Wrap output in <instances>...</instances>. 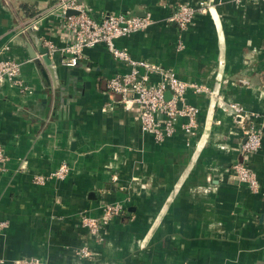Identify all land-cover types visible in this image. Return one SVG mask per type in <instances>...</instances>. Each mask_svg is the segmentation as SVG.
Returning a JSON list of instances; mask_svg holds the SVG:
<instances>
[{
    "label": "crops",
    "instance_id": "obj_1",
    "mask_svg": "<svg viewBox=\"0 0 264 264\" xmlns=\"http://www.w3.org/2000/svg\"><path fill=\"white\" fill-rule=\"evenodd\" d=\"M81 1L95 19L150 15L146 28L115 43L200 85L185 93L198 109L196 124L185 134L179 119L162 141L144 131L137 107H123L107 90V79L128 67L104 44L83 49L74 67L54 52V87L38 44L72 40L50 11L54 0H0V59L20 64L23 83L0 82V264L30 257L43 264H264V119L246 120L264 111V0ZM200 2L210 8L185 29L167 20L180 3ZM230 104L242 108V121ZM248 125L262 133L244 158L257 191L230 170L242 159ZM62 163L65 177L34 181ZM105 202L120 203L122 213L90 234L80 214L99 216ZM83 247L90 256L80 254Z\"/></svg>",
    "mask_w": 264,
    "mask_h": 264
},
{
    "label": "built area",
    "instance_id": "obj_2",
    "mask_svg": "<svg viewBox=\"0 0 264 264\" xmlns=\"http://www.w3.org/2000/svg\"><path fill=\"white\" fill-rule=\"evenodd\" d=\"M227 1L239 3L243 0ZM208 8H210L209 4L204 2H200L196 6L180 3L167 17V20L176 24L179 29H185L196 14L205 13ZM68 10L74 11V13L66 14ZM50 11L61 15L65 31L72 36V40L59 48L50 39H44L42 43L47 48L49 56L60 51L59 62L62 65L74 67L82 57L83 49L104 44L113 58L128 67L126 72L115 73L107 79V90L118 96V101L123 107L128 109L132 106L137 107L141 128L151 133L157 141H162L174 133L177 121L183 119L184 121L181 123L183 132L185 134L193 133L198 109L186 102L185 93L189 88L201 91V86L179 79L171 69L134 59L126 49L118 47L115 43L118 38L146 28L152 22L148 13L143 15L105 13L100 19H95L81 0H54ZM36 23L37 20L31 26L34 30H36ZM27 28L21 29L20 32ZM178 46L180 47L181 44L179 43ZM19 72L20 64L17 61L11 58L0 59V82L7 81L12 85L23 87ZM151 74L158 75L159 78L156 82L150 81ZM230 108L240 121L244 119L245 115H243L240 106L230 104ZM248 116L246 117L248 121L250 117L264 119V111L262 113L251 112ZM261 135V126L256 128L248 125L240 147L242 159L230 166L237 181L244 183L251 191H257L259 183L256 174L249 168L244 158L260 147ZM4 161L5 156L0 144V168L3 167ZM68 171L69 166L62 163L47 176H35L34 181L43 183L47 178H63ZM100 208L99 216L80 214V223L86 227L90 234H98L112 217L119 216L123 210L122 205L118 202H105L100 205ZM80 254L90 256L86 247L80 249ZM14 264H43V262L37 257H30L20 259Z\"/></svg>",
    "mask_w": 264,
    "mask_h": 264
},
{
    "label": "water",
    "instance_id": "obj_3",
    "mask_svg": "<svg viewBox=\"0 0 264 264\" xmlns=\"http://www.w3.org/2000/svg\"><path fill=\"white\" fill-rule=\"evenodd\" d=\"M70 13H74V11H71V10L66 11V14H70ZM38 49L40 53V58L48 69L49 75L53 82V86L57 87L58 81L56 77L55 66L51 62L50 56L48 55V52H47V48L42 45L41 41L38 44ZM35 56H36L35 53H32L31 57L34 58ZM42 74L44 75L45 79L48 81V75L43 68H42Z\"/></svg>",
    "mask_w": 264,
    "mask_h": 264
}]
</instances>
